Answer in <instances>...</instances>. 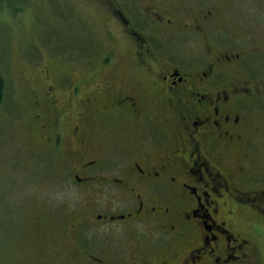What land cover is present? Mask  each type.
<instances>
[{
  "label": "flooded vegetation",
  "instance_id": "af4514ba",
  "mask_svg": "<svg viewBox=\"0 0 264 264\" xmlns=\"http://www.w3.org/2000/svg\"><path fill=\"white\" fill-rule=\"evenodd\" d=\"M90 1L114 42L100 65L130 43L141 77L42 68L21 97L34 148L61 162L48 183L69 194L37 197L43 250L63 264H264V245L235 223L264 222V46L222 28L226 3Z\"/></svg>",
  "mask_w": 264,
  "mask_h": 264
},
{
  "label": "rangeland",
  "instance_id": "374dc122",
  "mask_svg": "<svg viewBox=\"0 0 264 264\" xmlns=\"http://www.w3.org/2000/svg\"><path fill=\"white\" fill-rule=\"evenodd\" d=\"M195 1L183 0V4L188 7ZM199 1L226 3V13L218 17L222 28L247 48L264 46V0ZM97 4L90 0H0V75L5 80L0 109V264H63V256L43 250L36 219L38 198L47 187L51 186L54 203L69 196L59 188L61 184L48 183L49 174L55 176L63 169L48 146L34 148L40 130L29 116L32 109L21 98L30 91L26 90L39 88L41 69L54 77L73 79L95 73L141 77L131 62L130 43L118 42L111 64L100 65L111 54L114 42L108 13ZM38 59L42 65H37ZM254 168L264 171V150ZM235 223L253 233L262 249L264 222L254 214L239 212Z\"/></svg>",
  "mask_w": 264,
  "mask_h": 264
},
{
  "label": "trees",
  "instance_id": "16d2710c",
  "mask_svg": "<svg viewBox=\"0 0 264 264\" xmlns=\"http://www.w3.org/2000/svg\"><path fill=\"white\" fill-rule=\"evenodd\" d=\"M4 96H5V80L3 76L0 75V109L4 100Z\"/></svg>",
  "mask_w": 264,
  "mask_h": 264
}]
</instances>
